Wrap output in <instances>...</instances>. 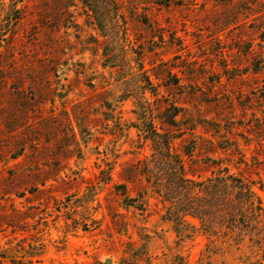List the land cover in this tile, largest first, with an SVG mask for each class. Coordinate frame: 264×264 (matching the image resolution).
Listing matches in <instances>:
<instances>
[{
	"label": "rangeland",
	"instance_id": "obj_1",
	"mask_svg": "<svg viewBox=\"0 0 264 264\" xmlns=\"http://www.w3.org/2000/svg\"><path fill=\"white\" fill-rule=\"evenodd\" d=\"M140 111L189 178L228 171L264 208V0H0V264H264L173 228L133 174Z\"/></svg>",
	"mask_w": 264,
	"mask_h": 264
},
{
	"label": "trees",
	"instance_id": "obj_2",
	"mask_svg": "<svg viewBox=\"0 0 264 264\" xmlns=\"http://www.w3.org/2000/svg\"><path fill=\"white\" fill-rule=\"evenodd\" d=\"M171 106L170 120L174 123L180 110ZM136 118L138 123L130 126L143 135L142 143L150 141L154 153L150 159L141 161L142 165H133V174L153 178L155 192L170 203L168 212L174 215L170 217L177 232L180 223L189 224L184 219L189 216L198 219L199 227L193 229H200L210 244L214 237L237 246L245 237L264 243V208L250 181L224 170L206 182L189 178L182 157L171 148V139L160 136L150 116L140 111ZM149 164L162 166L171 182L167 185L166 179L157 178Z\"/></svg>",
	"mask_w": 264,
	"mask_h": 264
}]
</instances>
